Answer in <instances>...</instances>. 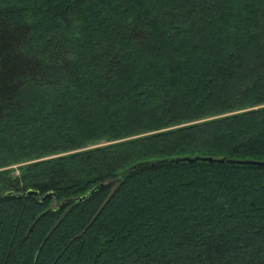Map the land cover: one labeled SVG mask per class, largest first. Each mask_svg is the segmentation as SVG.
Listing matches in <instances>:
<instances>
[{"label": "trees", "instance_id": "trees-1", "mask_svg": "<svg viewBox=\"0 0 264 264\" xmlns=\"http://www.w3.org/2000/svg\"><path fill=\"white\" fill-rule=\"evenodd\" d=\"M186 155L264 161V0H0V264H264V168Z\"/></svg>", "mask_w": 264, "mask_h": 264}, {"label": "water", "instance_id": "water-1", "mask_svg": "<svg viewBox=\"0 0 264 264\" xmlns=\"http://www.w3.org/2000/svg\"><path fill=\"white\" fill-rule=\"evenodd\" d=\"M205 162L207 164L209 163H214V164H220V163H224V164H235V165H252V166H258V167H263L264 168V161H257V160H247V159H242V160H238V159H227V158H215V157H207V156H182V157H178L175 156V158H164V159H157V160H153L151 162L148 163H142V164H148V165H153V164H175L177 162H184V163H194V162ZM102 184H98V186L92 187L90 189H88L86 192L82 193L81 195H76L73 198H67L64 201H61L60 203H58L56 206L60 207V206H64L65 204H74L78 201H82L84 199L87 198L88 195H90L92 192H94L95 190H97L99 187H101ZM10 193H6L5 195H9ZM24 195H28V196H33L37 201H43V199H45L48 196H51V193H42V196H37V192L34 190H27L23 193Z\"/></svg>", "mask_w": 264, "mask_h": 264}, {"label": "rangeland", "instance_id": "rangeland-1", "mask_svg": "<svg viewBox=\"0 0 264 264\" xmlns=\"http://www.w3.org/2000/svg\"><path fill=\"white\" fill-rule=\"evenodd\" d=\"M19 165H23V163H20ZM19 165H10L8 168L11 169L10 174L13 175H18L19 170L17 169V167H19Z\"/></svg>", "mask_w": 264, "mask_h": 264}]
</instances>
